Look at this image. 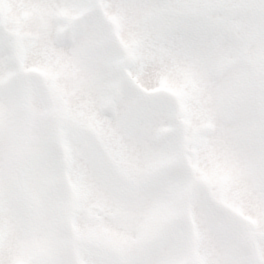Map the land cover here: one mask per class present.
<instances>
[{
  "label": "snow or ice",
  "instance_id": "snow-or-ice-1",
  "mask_svg": "<svg viewBox=\"0 0 264 264\" xmlns=\"http://www.w3.org/2000/svg\"><path fill=\"white\" fill-rule=\"evenodd\" d=\"M0 264H264V0H0Z\"/></svg>",
  "mask_w": 264,
  "mask_h": 264
}]
</instances>
